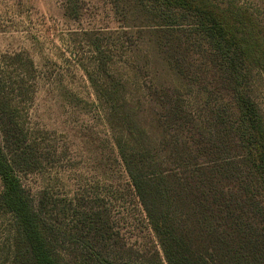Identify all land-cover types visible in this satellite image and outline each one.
I'll list each match as a JSON object with an SVG mask.
<instances>
[{
    "label": "rangeland",
    "instance_id": "rangeland-1",
    "mask_svg": "<svg viewBox=\"0 0 264 264\" xmlns=\"http://www.w3.org/2000/svg\"><path fill=\"white\" fill-rule=\"evenodd\" d=\"M235 1L264 22V0ZM141 2L0 0V77L11 90L24 88L18 101L35 163H16L24 194L54 223L56 248L73 246L66 242L74 235L79 244L108 248L115 264L153 263L154 250L164 258L116 146L115 138L128 128L113 127L119 123L106 90L112 92L121 80L131 107L141 102L138 109L147 114L142 100L147 92L177 89L194 117L215 124L224 150L242 154L224 127V119H236L237 97L225 68L213 63L194 29L195 19L175 14L174 25L163 26L148 13L147 1ZM238 90L257 105L264 124V74L243 76ZM237 167L243 171V198L253 199L256 209L261 199L246 190L249 172L244 164ZM64 207L67 220L59 214ZM93 213L103 217L99 241H93L97 231L87 219ZM13 226L10 215L0 214V263L7 259L2 248Z\"/></svg>",
    "mask_w": 264,
    "mask_h": 264
},
{
    "label": "trees",
    "instance_id": "trees-1",
    "mask_svg": "<svg viewBox=\"0 0 264 264\" xmlns=\"http://www.w3.org/2000/svg\"><path fill=\"white\" fill-rule=\"evenodd\" d=\"M145 1L148 13L163 26L172 27L175 14L195 19L194 29L213 63L225 68L237 97L236 119H224V127L229 130L226 137L242 152H226L215 124L194 117L177 89L147 92L142 98L147 114L139 111L141 102L131 107L121 80L112 92L105 91L119 123L113 127L128 128L115 143L164 258L154 250L150 264H264V124L257 105L238 90L243 76L264 74V22L235 0ZM178 45L175 51L181 49ZM24 93L21 87L11 90L8 79L0 77V214L14 222L2 248L7 259L0 264H115L108 248L88 241L79 244L74 235L66 242L73 246L56 248L54 223L25 196L16 163H35L18 101ZM243 164L251 178L246 190L261 199L256 209L251 208L253 199L243 198V171L237 167ZM43 201L41 209L46 208ZM61 212L67 220L69 210ZM87 219L97 231L93 241H99L103 217L93 213Z\"/></svg>",
    "mask_w": 264,
    "mask_h": 264
}]
</instances>
